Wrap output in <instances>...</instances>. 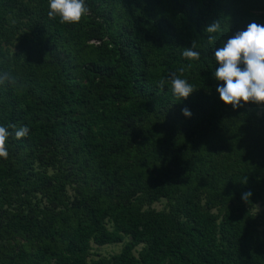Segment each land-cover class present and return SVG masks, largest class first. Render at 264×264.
Returning <instances> with one entry per match:
<instances>
[{
  "label": "trees",
  "instance_id": "1",
  "mask_svg": "<svg viewBox=\"0 0 264 264\" xmlns=\"http://www.w3.org/2000/svg\"><path fill=\"white\" fill-rule=\"evenodd\" d=\"M85 2L88 16L61 24L48 0H0V72L18 79L0 85L10 133L0 264H86L91 244L123 237L118 255L91 264H264V215L250 213L264 202V105H225L214 76L215 48L264 24V0L254 11L231 0ZM217 20L210 43L205 28ZM9 41L18 52L7 55ZM193 41L198 61L182 56ZM181 67L187 99L159 86ZM159 200L165 210L141 211Z\"/></svg>",
  "mask_w": 264,
  "mask_h": 264
},
{
  "label": "clouds",
  "instance_id": "2",
  "mask_svg": "<svg viewBox=\"0 0 264 264\" xmlns=\"http://www.w3.org/2000/svg\"><path fill=\"white\" fill-rule=\"evenodd\" d=\"M90 9L85 0H48L49 19H57L61 24H76L88 16ZM208 40L214 42V34L222 31L220 21H213L206 26ZM196 42L190 47L183 48L182 56L189 61H198L200 53L196 51ZM215 62L218 67L214 71L215 79L220 82L217 87L220 100L233 109L254 103L264 105V24L251 22L243 30L230 36L226 42L214 50ZM191 68L192 65L187 66ZM185 69H179L180 75L171 73L167 81L161 80L159 86L170 85L172 94L179 99H187L193 92V86L187 79L182 78ZM17 77L10 72H0V85H15ZM182 115L191 117L188 108H183ZM9 127L15 129L16 125ZM29 128L22 126L15 131L17 139L27 136ZM8 128L0 126V158H8L7 139ZM246 183V178L244 180ZM252 193L245 192L242 200L248 202Z\"/></svg>",
  "mask_w": 264,
  "mask_h": 264
},
{
  "label": "rangeland",
  "instance_id": "3",
  "mask_svg": "<svg viewBox=\"0 0 264 264\" xmlns=\"http://www.w3.org/2000/svg\"><path fill=\"white\" fill-rule=\"evenodd\" d=\"M234 1L240 8H248L251 11H254L258 4L255 2V0H231ZM4 48L6 50L7 55H11L12 53L18 52V47L16 41H9L4 45ZM34 170L37 171L38 173H43L45 172L46 174H51L54 173V169H43L40 168L37 164L33 166ZM75 187V184L72 183L70 186H67L66 188V194L68 197H72L73 194V188ZM31 205H35L39 209H42L44 202L43 200L37 196L34 200H32ZM202 205V202H201ZM165 210V202L163 200H159L157 202H154L150 205H143L141 207V211H161ZM212 213H215V210L211 211ZM251 215H253L255 218H258L259 216L264 215V202L261 203H256L252 209L250 210ZM105 226L107 227L108 230L111 229V225L108 223V221H104ZM260 229V228H258ZM128 241L127 237H123V240L120 243H114V244H106L103 246H95L93 244L90 245V249L88 251V255L86 258V264H91L92 262L98 260V259H108L111 256L118 255L121 250L123 245ZM145 251V245H138L133 248L132 250V255L134 257H137L139 253H142Z\"/></svg>",
  "mask_w": 264,
  "mask_h": 264
}]
</instances>
